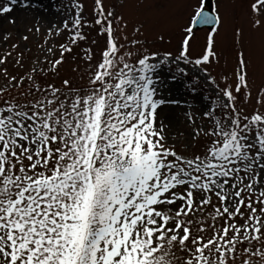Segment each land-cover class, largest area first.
<instances>
[{"label": "snow or ice", "instance_id": "6c2138e0", "mask_svg": "<svg viewBox=\"0 0 264 264\" xmlns=\"http://www.w3.org/2000/svg\"><path fill=\"white\" fill-rule=\"evenodd\" d=\"M16 4L0 0L12 25ZM205 4L175 54L146 47L144 24L129 33L105 0H94L91 21L73 0L71 22L49 29L71 35L47 48V67L12 74L7 64L23 68V53L0 52V264H264V84L243 51L229 71H210L215 32L193 56V25L221 22ZM248 12L264 30V0H248ZM67 57L78 61L73 77L60 76ZM173 62L202 73L213 93L185 112L192 129L177 137L162 114L180 101L158 90V70Z\"/></svg>", "mask_w": 264, "mask_h": 264}, {"label": "rangeland", "instance_id": "374dc122", "mask_svg": "<svg viewBox=\"0 0 264 264\" xmlns=\"http://www.w3.org/2000/svg\"><path fill=\"white\" fill-rule=\"evenodd\" d=\"M82 2L85 5L82 14L85 19L91 21L94 16V0H82ZM196 2L197 0H105L106 7L124 15L128 21L129 33L137 22L144 24L140 39L149 49L158 50L160 56H163L165 51L176 53L181 33L189 22ZM189 3L192 7H189ZM236 4V0L213 2L206 0L205 6L219 12L222 24L214 29L194 30L191 51L195 57L206 44L208 36L215 32L214 41L220 61L219 64L214 62L210 71L214 75L229 71L236 64L237 52L243 51L246 59L250 57L249 75L253 83L259 86L264 84V33L254 31L250 25L242 30L243 11L237 10ZM72 5L73 0H17L11 13V17L16 20L15 25L8 22L9 17H0V31L7 30L11 34V39L7 43L0 41V52L11 50L13 57L23 53L24 67L16 65L14 59L10 60L7 64L10 73L24 75L38 62L47 67L44 63L47 48L50 46L58 48L61 43L67 44L71 35L70 32L62 30L54 37L49 34V29L57 26L63 29V22L66 19L71 22V18L75 15ZM84 31L89 32V41L97 38L94 31L90 32L87 28ZM161 34L164 36L163 40L159 38ZM23 36H27L28 40L24 41ZM12 44L18 47L12 49ZM86 46L84 42H80V48ZM77 52L79 48L74 47L73 54ZM55 55L58 58L59 52L57 51ZM49 59L52 57L49 56ZM77 62L67 57L66 62L60 67V76H75L73 69ZM179 67L184 69L182 73L178 71L174 62L162 65L158 70L159 92L165 97L180 101L179 106H166L162 114V119L169 124L172 137H177L178 132H183L185 135L191 132L192 125L185 119V112L199 109L201 102L205 105L210 104L213 98L212 89L203 79L202 73L183 63ZM48 79L51 80L52 77L48 76ZM40 82L43 80L41 79ZM2 83L3 80L0 79V84ZM56 83H59V78L56 79ZM196 116H199L198 112ZM179 139L183 141L184 137L181 136ZM183 146V143L177 145L178 148Z\"/></svg>", "mask_w": 264, "mask_h": 264}, {"label": "flooded vegetation", "instance_id": "af4514ba", "mask_svg": "<svg viewBox=\"0 0 264 264\" xmlns=\"http://www.w3.org/2000/svg\"><path fill=\"white\" fill-rule=\"evenodd\" d=\"M237 4V10L243 11V17L242 18V27L245 28V26L250 25V15L248 12V0H236ZM254 31H259L261 33H264V30H254Z\"/></svg>", "mask_w": 264, "mask_h": 264}, {"label": "water", "instance_id": "95a60500", "mask_svg": "<svg viewBox=\"0 0 264 264\" xmlns=\"http://www.w3.org/2000/svg\"><path fill=\"white\" fill-rule=\"evenodd\" d=\"M210 1H211V0H210ZM205 10H206V13H207L208 15H210V16H216V15H217L216 13H213V12L207 10V9H205ZM207 25H210V26L212 27V26H215L216 24H195L193 28H196V27H198V26H200V27H202V26H207Z\"/></svg>", "mask_w": 264, "mask_h": 264}, {"label": "bare ground", "instance_id": "6f19581e", "mask_svg": "<svg viewBox=\"0 0 264 264\" xmlns=\"http://www.w3.org/2000/svg\"><path fill=\"white\" fill-rule=\"evenodd\" d=\"M213 13H214V12H213ZM217 15H219V14H217ZM219 17H220V15H219ZM242 30H244L243 27H242Z\"/></svg>", "mask_w": 264, "mask_h": 264}]
</instances>
